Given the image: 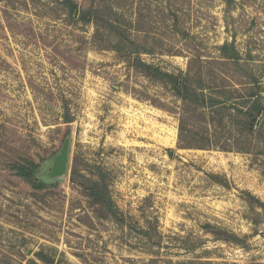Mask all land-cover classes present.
Here are the masks:
<instances>
[{
    "label": "rangeland",
    "instance_id": "rangeland-1",
    "mask_svg": "<svg viewBox=\"0 0 264 264\" xmlns=\"http://www.w3.org/2000/svg\"><path fill=\"white\" fill-rule=\"evenodd\" d=\"M73 1L96 21L0 0V264H264V139L226 108L255 86L264 104V0ZM135 56L226 107L184 103ZM66 139L67 172L48 179ZM30 163L29 182L12 166ZM98 170L124 225L91 206Z\"/></svg>",
    "mask_w": 264,
    "mask_h": 264
},
{
    "label": "trees",
    "instance_id": "trees-1",
    "mask_svg": "<svg viewBox=\"0 0 264 264\" xmlns=\"http://www.w3.org/2000/svg\"><path fill=\"white\" fill-rule=\"evenodd\" d=\"M62 6L65 9L66 13L68 14L69 18L75 19L77 23H94L98 17V10L89 8L87 10H82L78 7V5L73 0H62ZM104 24L106 28L114 33L118 39H120L119 29H117L110 21H105ZM121 41L117 43L114 48V51L117 53H121L122 49ZM227 46H223L221 50H225ZM231 59H236L237 52L232 48V56H229ZM127 62L131 64V66L150 78L151 80H155L157 82H162L170 86L171 90L174 92V95L180 98L184 103L195 107L196 109L204 110L208 113H218L224 110L226 107L225 103L229 100H221L220 96L217 95H209L204 94L202 88H195L192 89L189 81L186 78H182L181 75H173L167 72H163L158 68H155L152 65H148L139 57H134L133 59H128ZM255 91H251L245 96H243L244 102L241 104L239 103H232L230 104L229 108L232 109L237 113V117L234 118L235 125L241 127L240 129L243 130L245 134L249 136H255L257 139H264L263 132L260 129L258 123L259 120H264V104L260 101L259 95V88L255 86L253 89ZM72 120L71 118H65L66 123H70ZM183 118L180 119V127H179V140L181 142V133L183 131ZM264 141V140H263ZM214 144H212L213 146ZM186 147V146H185ZM198 149H205L206 146H193ZM222 151H230L236 150L243 152L245 151L244 148H233V147H226V146H215ZM37 166L34 164H13L12 169L15 171L16 175L22 178L27 179L29 182L33 180V174L36 170ZM75 174V170L72 172ZM97 180L96 181H89L87 182L89 185L87 186V190L89 192V198L91 202V206H99L100 210L97 214L100 217L109 218L113 220L115 223L124 225L125 218L122 213L117 209L115 206L112 198L110 197L108 187H107V176L101 170H98L96 174ZM74 180V178H73ZM37 188H41V185L35 186ZM146 234L145 231L142 232ZM228 242H232L235 244H242V241L239 240L234 235H228L226 240ZM37 257L40 261L44 262L45 264H51L52 260L46 257L42 252L37 253Z\"/></svg>",
    "mask_w": 264,
    "mask_h": 264
},
{
    "label": "water",
    "instance_id": "water-1",
    "mask_svg": "<svg viewBox=\"0 0 264 264\" xmlns=\"http://www.w3.org/2000/svg\"><path fill=\"white\" fill-rule=\"evenodd\" d=\"M70 142L66 139L58 154L53 160V164L47 174L48 179H58L63 177L67 172L68 159H69Z\"/></svg>",
    "mask_w": 264,
    "mask_h": 264
}]
</instances>
